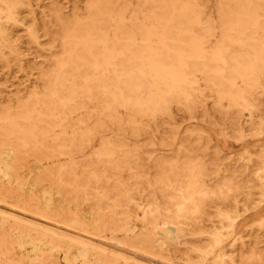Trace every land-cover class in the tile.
Listing matches in <instances>:
<instances>
[{
    "label": "rangeland",
    "instance_id": "1",
    "mask_svg": "<svg viewBox=\"0 0 264 264\" xmlns=\"http://www.w3.org/2000/svg\"><path fill=\"white\" fill-rule=\"evenodd\" d=\"M0 264H264V0H0Z\"/></svg>",
    "mask_w": 264,
    "mask_h": 264
}]
</instances>
